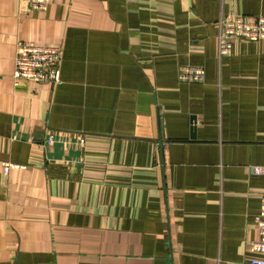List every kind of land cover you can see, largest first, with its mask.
Instances as JSON below:
<instances>
[{
  "label": "crops",
  "instance_id": "obj_1",
  "mask_svg": "<svg viewBox=\"0 0 264 264\" xmlns=\"http://www.w3.org/2000/svg\"><path fill=\"white\" fill-rule=\"evenodd\" d=\"M228 16L264 0H0V264L263 257L264 39L219 56ZM19 41L61 49L59 84H15Z\"/></svg>",
  "mask_w": 264,
  "mask_h": 264
},
{
  "label": "built area",
  "instance_id": "obj_2",
  "mask_svg": "<svg viewBox=\"0 0 264 264\" xmlns=\"http://www.w3.org/2000/svg\"><path fill=\"white\" fill-rule=\"evenodd\" d=\"M49 0H29L31 10H45ZM264 39V16L253 19L239 16L223 17L219 22L217 34V54L226 56L230 53L235 40L258 42ZM61 49L58 46H41L32 42H17L15 46L13 80L31 81L38 84H59ZM205 72L202 67L184 66L179 70L181 81H204ZM53 135L47 143H51ZM3 174L19 166L0 163ZM252 175H264L263 166H252ZM258 239L252 244L251 250L262 255V258L252 259L249 264H264V194L260 198L259 211L256 218Z\"/></svg>",
  "mask_w": 264,
  "mask_h": 264
}]
</instances>
